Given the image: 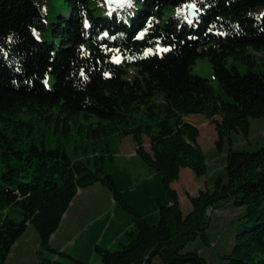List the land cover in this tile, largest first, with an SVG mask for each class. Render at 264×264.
<instances>
[{
  "label": "trees",
  "instance_id": "16d2710c",
  "mask_svg": "<svg viewBox=\"0 0 264 264\" xmlns=\"http://www.w3.org/2000/svg\"><path fill=\"white\" fill-rule=\"evenodd\" d=\"M50 3L0 0V264L28 226L39 238L37 264H89L49 241L77 191L94 185L131 216L118 250L94 242L100 264H211L183 249L197 239L210 247L207 213L218 202L243 210L223 264H264V146L235 150L228 142L222 173L189 198L186 216L171 188L181 169L208 173L187 116L214 127L217 152L231 134L247 138L251 119L264 118V0H131L120 9L64 0L53 15ZM169 6L193 7L198 16L164 22ZM229 58L246 72L228 66ZM198 59L211 64L221 92L191 72ZM73 131L85 142L82 160L58 140ZM49 137L58 141L47 148ZM109 137H131L147 179L134 185L128 172L105 171L116 154Z\"/></svg>",
  "mask_w": 264,
  "mask_h": 264
},
{
  "label": "rangeland",
  "instance_id": "374dc122",
  "mask_svg": "<svg viewBox=\"0 0 264 264\" xmlns=\"http://www.w3.org/2000/svg\"><path fill=\"white\" fill-rule=\"evenodd\" d=\"M92 3L96 8H101V4L99 2ZM50 5V13L53 15L60 10V6L64 5V0H51ZM101 13H104V11L102 10ZM169 19L175 20L177 24L188 22L184 16V11L174 6H169L163 11L162 21L166 22ZM252 54H254L256 56V60L259 61V55H264V51L261 54ZM227 65H234L241 73L246 72L245 65H243L241 62L234 61L231 58L228 59ZM257 69H261V67L253 68V70ZM191 72L194 75L206 79L216 89L217 92H221L218 89L211 64L206 59H198L192 66ZM133 76L134 71L129 70L128 78L131 79ZM184 120L196 127L199 132L197 144L204 154L208 169L207 175L202 178L195 177L189 169H181L179 173V179L171 184V188L178 196L181 212L184 216H186L192 210L189 198L196 197L199 191L211 189L213 185V179L218 174L222 173L226 164V156L229 148L228 142L231 144L232 149L235 150L255 151L264 146V118L250 120V129L247 138H244L240 134H231L228 140L224 139L221 152L216 151L215 142L217 141V136L214 131V127L209 123L208 120H206L201 115H189ZM215 120L219 121V118H215ZM58 140L64 145L67 155L72 160H82L86 156L85 150H81V147L85 146V142L81 138L80 134H78L76 131H73V135L71 137L65 138L63 135H61V138ZM58 140H56L55 137H49L47 139V148L53 147L55 145V141ZM107 140V142L112 145L116 154L114 156L113 162L107 161L104 164L106 172H128L132 177L134 185L149 177V169L135 155V146L131 137H109ZM100 145L101 148L105 147V143H101ZM75 147L79 148V152L75 150ZM143 147L145 151L149 152V143L148 138L146 137H143ZM86 149L90 151V147H86ZM88 157H91V154H89ZM89 195L91 198H93V201L89 200ZM83 197L87 198V200ZM83 197H81L83 200L74 206L72 210H70V219L68 220L67 225H70L73 230L77 229V226L79 227L89 225L93 221L102 217L106 212H110V218L115 216L112 227L107 233V237H110L112 235L114 236L115 234L118 235L119 227L127 220H131V216L129 214L122 211L118 205L115 207L114 204H112L113 199H111V194L99 185H95L93 189L84 191ZM213 208L214 209L210 212V214L207 213L208 228L206 233L210 240V247H204L200 240L197 239L194 242L187 244V246L183 249V252L194 251L197 252L201 257H204L207 262L211 264H223L221 257L225 254H228L233 246L234 227L237 222L236 218L239 217L243 210L241 208H234L226 202H218ZM25 231L26 232L23 233L24 235L22 241H20V243L17 245L18 247L14 248L13 250L10 249L8 258L4 264L38 263L40 252L38 235L31 227ZM124 232L119 234V237L115 240L114 244L108 247L110 251L118 250L119 244L126 241ZM91 242L92 239H89V243ZM57 243L61 246L65 245L66 248H68L69 240L67 239V234L65 233V235L63 234L59 236ZM98 246L102 249L107 247L106 243H98ZM71 251L72 250L70 248L66 249V253L71 255V257L74 259L83 263L88 261L87 258L83 260L84 258H80L82 256L78 257L76 256L77 254L75 252ZM50 256L51 255H49V257ZM93 256L94 263L96 262L95 264H100L98 256L94 253ZM61 263L75 264L67 259L61 260Z\"/></svg>",
  "mask_w": 264,
  "mask_h": 264
},
{
  "label": "crops",
  "instance_id": "0c3cea01",
  "mask_svg": "<svg viewBox=\"0 0 264 264\" xmlns=\"http://www.w3.org/2000/svg\"><path fill=\"white\" fill-rule=\"evenodd\" d=\"M94 187H95V185L92 187H88V188L81 189V190L77 191L75 198L71 202L66 213L63 215V218L61 220L59 228L51 236L50 241H49L51 248H53L59 252H63V253H66V249L70 248L72 250L71 252H75L77 254L76 256H78V257L82 256L80 258H84L83 260H85V258H87L88 259L87 262L89 264H95L96 263V262L94 263V260H93L94 256H93V253L91 252L92 251L91 248L93 247L94 242L97 241L96 244L97 243H101V244L106 243V246H107L106 248H108L109 246L114 244L115 240L119 237L117 234H115L114 236L112 235L110 237H107V233L111 229L113 220L115 218V216H113V218H110V212H106L102 217L93 221L89 225H84V226H79V227L77 226V229H75V230H73L70 227V225H67V222L70 219V210H72V208L74 206H76L79 202H81L83 200V199H81V197H83L84 191H86L88 189H93ZM83 198L87 200V198H85V197H83ZM88 198L90 201H93V198H91L90 195L88 196ZM112 204H114L113 201H112ZM128 222H129V220H127L124 224H122L119 227L118 232H121L122 229L125 227V225L128 224ZM28 229H29V227H27L26 230H28ZM65 233L67 234V239L69 240V247L68 248H66L65 245L61 246V245H58V243H57L59 236H61L63 234L65 235ZM23 235L19 238V240L15 243V245H13L11 250L18 247L17 245H18V243H20V241H22ZM89 239H92L91 243H89ZM81 253H83V254H81ZM67 255H69V254H67ZM69 256H71V255H69ZM56 258L57 257H54L53 260H55ZM91 260H93V261H91Z\"/></svg>",
  "mask_w": 264,
  "mask_h": 264
},
{
  "label": "water",
  "instance_id": "95a60500",
  "mask_svg": "<svg viewBox=\"0 0 264 264\" xmlns=\"http://www.w3.org/2000/svg\"><path fill=\"white\" fill-rule=\"evenodd\" d=\"M131 0H104L106 6L110 9H120L126 6ZM185 18L188 22L194 21L198 16V11L193 7H186Z\"/></svg>",
  "mask_w": 264,
  "mask_h": 264
}]
</instances>
